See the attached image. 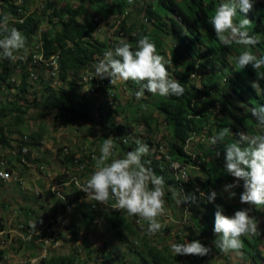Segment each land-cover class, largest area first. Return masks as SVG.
Wrapping results in <instances>:
<instances>
[{"label":"trees","instance_id":"1","mask_svg":"<svg viewBox=\"0 0 264 264\" xmlns=\"http://www.w3.org/2000/svg\"><path fill=\"white\" fill-rule=\"evenodd\" d=\"M24 1L26 2V0ZM78 1L83 2V0ZM13 2L14 0L5 1L4 3L9 4L11 9L16 11L17 6ZM45 2L47 9L53 6L48 22L52 24L50 26L52 30L48 28L42 31L41 39L46 54L57 52L60 54V69L54 78L59 79L61 85L49 92L47 96L40 98L38 102H36V97L32 100V102L39 105L40 118L45 120L48 115H51V121L54 126H62L65 118H70L74 121H84L89 116L87 112L83 109L72 112L70 110L71 103L76 98H79L80 104H83L88 99V95H93L96 98L99 97L102 102L100 110L105 115L100 114L98 124L107 131L108 136L118 139L129 132L127 130L128 127L129 129H136L138 125H144L146 136L143 138V141L149 145V148L154 146L150 149L146 159L151 161V167L154 172L164 177L165 194H168L166 190L168 183L174 185L178 183L172 177L171 162H169L166 156L172 157L179 162L187 163L188 167L186 169L189 175L191 168L197 169L191 166L199 165V169L205 171L204 174L201 177H195L194 180L196 181H193V183L192 180L189 182L193 186H201L206 195L209 190H215L217 196L214 202L209 203L206 201V196L193 195L196 198L195 201L203 203L206 208L205 214L201 216L196 215L195 210H189V213L185 212L186 202H190V200L182 201L181 207L178 209V219L181 220L184 214H186L187 218L183 223V229L177 232L175 236L171 232V228L165 225H162L161 230L154 235L149 236L145 232L139 235L133 227L141 226L142 224H136L137 220L135 216L128 215L127 219L120 215L119 211H115L112 214L118 218L117 220L112 219L114 221L112 227L116 225L121 227V230L117 231V234L121 237L124 236V230L127 232V241L124 242L127 249L133 253V264L135 262L138 264H208L209 260L215 255L222 254L217 252V248L213 245V241L218 238L212 231L215 205H220L225 215H231L235 209L242 208V206H250L241 204L239 201V193L243 191L240 185L235 188L237 196L223 203V197L227 196V194L222 192V185L230 183L235 179L224 169V144L209 145L202 152V148H200L194 154L186 148L187 142L192 138L198 126L203 127L202 129H207V138L220 130L227 129L224 143L238 140L241 134H257L262 130L256 127V122L254 117L251 116L250 109L259 104H264V80L257 81L261 90L258 93L251 87V82L256 80V77L254 71L249 66H246L242 70H234V63L231 62V57L242 50L241 46L236 44L221 45L216 34H205L203 32L209 24L207 22L210 17L209 11L215 9L219 0H139L141 9L145 15L143 22L137 25L127 23L125 18L123 21L117 19L118 25L116 27L118 30L116 35L127 37L124 38V42H128L133 48L141 36H148L155 43L158 52V50H162V37L169 38L171 56L166 67L172 73L171 77L178 80L185 89L183 95L179 97L156 96L153 102L149 99L147 100L145 95L139 100L133 95V102L136 103H132L131 111L124 114V121L118 119L117 101L113 107L114 98L111 102L108 98L106 87L101 84V82H107L105 78L93 82L84 91H81V86L78 85L84 83L82 80L83 75L94 71L93 66L98 59L102 58L104 50L114 48L116 45H112L107 39L95 38L92 29L79 19L80 14L70 4L65 2L62 7L58 4L57 0H47ZM254 4L264 6V0H256ZM44 13L43 11L37 15H27L21 24L18 21H14L17 24L18 30L26 37V42H29L31 45H33L31 38L38 32L39 25L44 19ZM6 14L7 12L0 8V17H6ZM248 17L252 21L249 34L255 35L259 40V43L252 50L258 56L264 55L263 13L252 8L248 13ZM94 19H96L97 25L102 22L97 18ZM10 23L11 21L8 23L9 28ZM113 24L114 22L110 26H113ZM132 31L135 32L133 33ZM162 53H164L163 50ZM30 54L31 51L29 49L26 56L20 59L23 62L25 71L22 77L25 83L29 75L27 62ZM17 61L0 60V87L6 82L8 83V87L12 85V82H8V79L17 66ZM131 86L133 93L139 87L137 84L132 83V81ZM111 87L114 89L116 84L111 85ZM20 90L23 92L27 91L25 87H20ZM148 107L151 108V111H148ZM15 108L16 111H20L21 109L17 106L10 109L0 108V119L1 117H7V114L10 113L9 111H15ZM154 114L157 116H154ZM22 116L24 115L18 113L15 116L16 122H21ZM124 122L128 124V127L123 124ZM5 125L8 126V124ZM51 133L52 131L44 135V128H42L39 132H32V135L29 136L22 134L18 138H10L11 136H15V134L13 135L11 132L6 134L0 124V145L4 146L8 152V155L5 154L0 158V161H6L13 167L12 162H10L11 159L8 157H11L16 164L19 162L22 148L27 147L28 153L26 156H29V163L21 167H28L29 170L36 172L38 165L36 167L32 166L31 156L37 152L38 156L33 161H39V167H42L40 171H42L46 163L41 161L47 160V153L53 154L46 144V137ZM157 134V140L152 141L150 137ZM200 139L204 138L200 137ZM159 143L164 145L160 148L158 146ZM202 143L204 141L201 142L199 140L198 144ZM33 147L35 149L32 150ZM117 147H120L124 151L133 149L131 145L118 144ZM59 150L60 153L56 151L52 158V160L55 159L56 163L50 161L48 158V166L67 162L70 166H66L69 170L64 179H70L74 176L84 183L87 179L86 175L90 174L88 169H92L87 158H81L80 155L70 150L68 146H61ZM64 150H67V152ZM206 150H208V153H204ZM217 152L219 155L216 154ZM203 155H206V158L211 160L210 165L207 166L206 158ZM75 156L78 158L76 162ZM72 186L75 187L73 184ZM73 187L74 194L79 196L81 191H77ZM185 189L187 191L188 184H185ZM192 189L191 191H193ZM36 196L42 200L49 201L52 198H56L54 204L59 205L60 198L58 199L55 195L51 185L44 187ZM81 204H84V202ZM81 204L78 203L76 206L79 207ZM87 204L89 206L90 202ZM94 204L95 207L91 205L92 209H89L87 212L91 218H95L96 212L94 209H97L99 206H96V203ZM61 205L63 206L62 200ZM171 207L173 208V205ZM249 214L257 222L258 234L242 236L243 247L240 251L243 253V256H238L235 252L223 254L220 257L221 259H219L221 261L220 264H260V261L264 262V210L258 209V206H252ZM197 227L201 231L206 227L205 231L211 240L208 246L210 251L204 256L186 254L174 257L170 252L168 243L174 239L179 242L187 230L191 232ZM18 240L21 244L23 243L22 238ZM85 247L88 248L87 257H90L91 253L99 251L92 244ZM77 248V253L71 258L66 256L52 259H55L57 263L60 261L65 264H75L77 262L75 260L79 258V254L81 253H78L79 247L77 246ZM0 253H3V250H0ZM116 264L128 263L126 260L120 258Z\"/></svg>","mask_w":264,"mask_h":264},{"label":"clouds","instance_id":"2","mask_svg":"<svg viewBox=\"0 0 264 264\" xmlns=\"http://www.w3.org/2000/svg\"><path fill=\"white\" fill-rule=\"evenodd\" d=\"M45 1L47 0H40L38 3L35 1V6L40 12L44 11L45 13L38 32L31 38L34 41L35 37L39 36L44 52L45 47L41 39L42 26L44 23L49 22V16L53 10V6L46 8ZM254 2L255 0H219L207 22L212 26L221 45L236 44L241 46L242 50L231 57V62L234 63V70H242L249 66L256 77V80L251 82V87L259 93L261 90L257 81L264 80V55L258 56L252 50L259 43L255 35L249 34L252 22L248 17V13L252 10ZM16 3L17 0L14 2L17 6V10L14 11L15 20L10 19L8 14H6V17H0V60L15 61L18 58L23 59L17 53L26 48V37L16 28H9L8 23L9 21L19 22L18 19H22V22H19L20 24L23 23L24 17L34 14L35 8L26 9L24 0L22 5H17ZM18 8L20 9L19 11ZM238 13L242 18L236 22L235 18ZM31 49L32 45L30 51ZM167 63L168 61L157 53L155 43L148 36H141L136 41L134 48L128 42L121 41L114 48L104 50L102 58L98 59L93 66V76L99 79L108 78L109 81L116 85L117 81H133L139 86L133 93L138 100L144 97L145 92L160 97H179L183 95L185 89L178 80L170 76L166 67ZM38 69L44 70L40 67L33 68L32 71L37 76L35 79L38 78ZM49 76L55 77L50 74ZM35 79L30 80L33 81ZM8 82L11 81L8 79ZM78 85H83L84 90L87 89L85 83ZM113 90L114 96L111 98V102L114 98V107L117 101L115 100L117 95L116 87ZM250 113L254 117L256 127L262 131L257 134H241L238 140L224 143L228 130L223 129L208 137L207 140L210 146L218 143L224 144V169L235 178L232 182L222 185V192L226 193L227 198L231 200L237 196L235 188L240 185L243 191L239 193V201L241 204L250 206L235 209L231 215H225L222 207L215 205L212 231L218 238L213 241V245L223 254L235 252L241 257L243 256L240 251L243 247L241 237L258 234L257 222L249 214L251 207L258 206V209L264 210V104L252 107ZM124 138L127 140H124L123 143L122 140ZM118 144L131 145L133 149L127 151L123 157H118L116 153ZM160 145L163 146L164 144L159 143L158 146ZM153 147L149 148V145L142 141L139 136L132 137L130 132L120 136L118 139H113L109 136L99 145V155H95L92 152L87 154L90 167L94 170L84 183L80 185V190L86 193L91 200L99 203V206L104 205L108 210L113 211L123 210L127 215L135 216V218L140 220L136 224H142L146 221L147 226L144 231L149 236L161 230L162 224L157 218L161 215L164 216L167 208H170L164 199V177L156 174L151 167V161L145 158ZM91 154H94L92 159H90ZM216 154L219 155L218 152ZM171 159L173 158L171 157ZM17 165L19 169H22L19 164ZM173 167H179V165L174 164ZM191 167L198 169L199 165H192ZM9 169L12 172L14 170L13 167H9ZM38 171L42 173L44 170L40 171L38 165ZM15 176L21 180L16 181L23 187L24 182L20 177V172L19 176L17 174ZM177 179L186 180L187 176L181 175ZM189 181V173L187 182L182 183L177 180L176 186L179 189V193L172 192V197L178 204L186 200H195V197L189 196L188 192L181 186L182 184L189 185ZM195 187H200L201 190H204L201 186H193L192 192L194 194L206 196V201L209 203L214 202L217 196L215 190H209L207 195H205L202 192L198 193ZM35 193L38 194L39 192ZM56 196L62 200L61 197ZM189 203V201L186 202L185 206V212L188 213L190 210ZM186 218L187 216L184 214V218L181 221L184 223ZM25 225L35 229V224ZM1 232L4 235V232ZM7 241L10 242L9 239ZM4 246L0 247L3 249ZM169 249L174 257L186 254L204 256L210 251L209 247L202 244L200 240H188L187 238H182L179 242L175 239L169 242ZM80 252L81 250L79 249L78 253ZM8 259L15 260L12 256Z\"/></svg>","mask_w":264,"mask_h":264},{"label":"rangeland","instance_id":"3","mask_svg":"<svg viewBox=\"0 0 264 264\" xmlns=\"http://www.w3.org/2000/svg\"><path fill=\"white\" fill-rule=\"evenodd\" d=\"M5 1H11V0H4V1L0 0V8L4 9V11L7 12L8 17L10 19L15 20L16 16L14 15V9L12 10L9 4H5L4 3ZM35 1L36 3H38L40 0H26L25 3H26V9L35 8L34 15H37L40 13V10L35 6ZM88 1L83 0V2H79L78 0H57L58 4L62 7L63 4L66 2L70 4L74 9H76L80 14L79 19L83 23L88 25L89 28L92 29L95 38L104 39V40L107 39L112 45L117 46L121 41H124V38H127L125 36L122 37L121 35H116L117 34L116 32L118 30L116 27L118 25L117 19H121L123 21V19L125 18V21L127 20L126 21L127 23H132V24L134 23L138 25L141 22H143L145 16L143 14L144 12L141 9V3H139V0H131V2H129V0H88ZM253 9L259 11L260 13H263V19H264V6H259V4H253ZM213 12L214 9H211L209 11L210 16L213 14ZM94 18H97L102 22L97 25L96 19ZM240 18L242 17L238 13L237 17L235 18V21L238 22ZM112 22H114V24L113 26H110ZM10 24H11L10 27H15L18 30L17 24L14 21H11ZM51 25L52 24L48 22L44 23L42 26V30L44 31L48 28L52 30L50 27ZM132 32L134 33L135 31ZM203 32L205 34L206 33L215 34L212 26L209 24L203 30ZM32 41L33 40L31 39V42ZM162 41H163L162 50L164 53H162V50L161 51L158 50L157 53L162 55L166 61H169L171 56V52L169 48L170 45L169 38L162 37ZM30 47L31 44H29V42H26V48L20 51L19 53H17V55L24 58L27 54V51H29ZM16 60H18L17 66L12 71V74L9 76V80L13 79V81H11L12 85L8 87V83L6 82L4 85H2V87H0V108L10 109V108H14V106H17L18 108L20 107L21 109L20 111H16L15 108V111H9L10 113L7 114V117L5 118L1 117L0 124L3 127V130H5V133L7 134L11 132L13 133V135L15 134V136H11L10 138H18L22 134H27L29 136L32 135V132H39L40 130H42V128H44V135H46V133L50 131H52L53 133V135L51 133L48 137H46V144L48 145V148H50L53 151L54 154L56 151L60 153L59 148L61 146H68L70 150L75 152V154L80 155L81 158L84 157V159L88 158L87 154L89 152H92L95 155H99V151H98L99 145L102 144L104 139L109 138L107 131L104 128L100 127L98 124L100 114L105 115L104 112L102 113V110H100V108L102 107V102L100 98L99 97L96 98L93 95H88V99H86V101L83 104H80L79 98H76L71 103L70 110L72 112H76L78 109L85 110L89 115L87 119L84 121L83 120L74 121L71 120L70 118H65L62 126H54L51 121V115H48L45 120H42V118H40L39 116L40 108L38 107L39 105L35 102H32V100L36 97L37 98L36 102H38L40 98L47 96L49 92H51L53 89L58 88L61 85L60 80L50 77L47 71L38 69V78L32 81L29 79V77H27L25 83L22 80L23 73L25 72L23 68V62L19 58ZM169 74L170 76H172L171 72H169ZM132 83L134 82L132 81ZM79 86H81V91H84L83 85H79ZM20 87H25L27 91L23 92L22 90H20ZM116 89H117L116 107L118 109V114H119L118 119L124 121L123 120L124 114L126 112L131 111L132 103L133 104L136 103L133 102L134 100L132 98L133 88L131 86V80L117 81ZM145 96L147 100L149 99L152 102L156 98V96H154L151 93H147L145 94ZM147 109L148 111H151L150 107H148ZM23 110H25V112H23ZM144 110L146 109L144 108ZM18 113L24 115L21 117L22 120L21 122H16L17 119L15 116ZM154 116L157 115L154 114ZM5 124H8V126ZM123 124L128 127V124L126 122H124ZM202 128L203 127L198 126V128L193 133L192 138L188 140L186 145V148L194 154L195 152L199 151L200 148H202L201 149L202 152L203 149L209 146V144L207 143L208 140L207 129H202ZM144 129H145L144 125H138L136 129H129L128 127L127 130L130 132L132 137L139 136L140 139L143 141V138L146 136ZM157 137L158 134L153 135L150 138L152 141H156ZM200 137L204 139H200ZM199 140L201 142L204 141V143L198 144ZM32 141H34V139H32ZM62 143L64 144L61 145ZM3 147L4 146L0 145V158L3 157L5 154L8 155L7 150H5V147L4 148ZM33 149L35 148L33 147L32 150ZM126 152L127 151L122 150L120 147H116V153L118 157H123L126 154ZM204 153H208V150L204 151ZM203 157L206 158L207 156L203 155ZM48 158L50 159V161H52V158L47 157V160ZM206 164L207 166L210 165L211 160L206 158ZM66 166H70V165L67 162L66 163L60 162V164H53V167L52 165L48 166V164H44V171L42 173H40L38 170L36 172H31L29 175L22 173L20 177L23 179V181H26L25 186L28 187V189L26 190L24 189V186L22 187V185H20L15 179H11L9 181H3L0 179V216H1L0 224L2 223L1 228L5 226L4 222L5 224L7 223L10 224L11 229L16 228L18 222H22L24 224H27V222L29 221H32L33 223H37V222L42 223L44 221V218L40 217L42 216L40 214V211H41V207L45 206L46 203L41 198L36 196V193H34V188L35 187L39 188V191H42L44 189V185L46 181L43 177H46L47 173L51 176L55 174L57 176V180L62 182L60 177L64 175L66 176L68 174L69 169ZM93 170L94 169H88L89 173H91ZM26 171H28V167H26ZM204 172L205 171H203V169L191 168L190 180H192V183L193 181H196L194 180L195 177L197 178L201 177L204 174ZM16 174L19 176V171L14 169L13 175ZM88 176L86 175L87 178ZM172 176H174V174H172ZM181 186L185 189V184H182ZM192 188L193 185L190 183L188 185L187 192L189 193V196L193 197L194 193L191 191ZM166 190L168 191V194H165L164 197L165 203L171 209L167 208V211H165V215L164 216L161 215L157 219L162 225H165L167 227L169 226L171 228V232H173L175 236L177 232H180L183 229V221L178 219L179 218L178 209L179 207H181V204H178L172 197V192L175 191L179 193V189L176 185L168 183L166 186ZM224 201H229L227 196L223 197V203ZM55 202H56V198H52L49 201L50 204H54ZM60 202L61 200L59 199L58 202L59 213H61L63 210V206L61 205ZM82 202H84V204H81ZM89 202L90 205L88 206L87 203ZM93 202L94 201L91 200L90 197L86 194L84 199H82L80 203L81 206L79 207L76 206L74 208L75 211L71 213L70 219L64 224V229L68 228L67 233L70 229V232L74 235V237L71 236L69 237L67 236V234L66 235L63 234L62 232L64 231V229H62L61 236H63V238L61 240L60 246L49 251V256L46 262L44 261V263H40V264H65V263H61L60 261L57 263L55 259L52 258L66 257V256L71 258L74 256V254L77 253V249H78L77 246L81 250V253L79 254L80 255L79 258L75 260L77 261L75 264H85V263L86 264H116L117 260H119L120 258L126 260L128 264L134 263L133 253H131L127 249L126 243L124 242L127 241L126 239L127 232L124 230V236L121 237L117 234V231H115V227H118L119 230H121V227L119 225L112 227L114 225V221L112 219L114 220L118 219L114 215H112L114 214L113 212L115 211L108 210L104 205H101L97 209H94L96 212L95 218H91L89 213L87 212L89 209H92L91 204ZM95 203L96 206L100 205L97 202ZM171 205H173V208L171 207ZM189 205H190L189 206L190 210L196 211V215L198 214L201 216L204 215L206 212V208L201 202L190 200ZM119 212L120 215L127 218L128 215L125 213V211L122 210ZM28 213H30L31 215H28ZM38 217L40 218L37 219ZM54 217H59V215L55 214ZM146 226H147V222L144 221L141 226H137L133 228H135V230L138 232L139 235H142L145 232L144 229L146 228ZM73 230L75 233L73 232ZM205 230L206 227H204L203 231H201V229H199L198 227L194 228V230L191 232L187 230L185 232L186 234L183 235V238H187L188 240L198 239L202 244L209 246L211 240L208 237ZM12 236L13 238L11 239L10 242H8L7 239L11 238ZM4 238H6L4 249H8L9 251L16 249L17 252L15 253H18L19 251L23 250L22 244H31L30 242H25V241H23V243L21 244L18 239L22 237L16 235L15 233H10V235L4 234ZM82 239H84L85 243L82 241ZM14 240L16 241V244ZM90 241L92 242L91 244L99 251L93 252L90 254V257H87L86 254L88 248H86L85 246L90 245L89 244ZM217 252L221 253L219 249H217ZM222 255L223 253L219 255H215L213 258L209 260L208 264H220L221 261L219 259H221L220 257ZM136 261L138 262V260ZM135 264L138 263L135 262ZM260 264H264V262L260 261Z\"/></svg>","mask_w":264,"mask_h":264},{"label":"built area","instance_id":"4","mask_svg":"<svg viewBox=\"0 0 264 264\" xmlns=\"http://www.w3.org/2000/svg\"><path fill=\"white\" fill-rule=\"evenodd\" d=\"M23 0H17V5H22ZM43 7V6H42ZM20 9L18 8V11ZM19 22H22V19H18ZM28 68L30 69V79H35L37 76L32 71L33 68H43L44 70L48 71L51 76H56L59 72L60 68V54L57 53H51L50 55H46L44 52V48L42 47L41 40L39 39V36L35 37V40L33 41L31 54L29 56L28 62H27ZM94 75V71L90 72L87 75H83L82 80L83 82L88 86H90L93 82L97 80H101ZM107 80L106 83L101 82V84L106 87L108 98L111 100V98L114 96V90L112 89L111 85H113V82L109 81L108 78H105ZM10 81H13V79H10ZM25 138V136H24ZM124 140L123 139V143ZM162 147L161 145L159 146ZM67 152V150H64ZM21 156L19 159L20 166L27 165L28 157L26 156L28 153V148L23 147L21 151ZM94 154L90 155V159ZM166 158L171 162V169L172 174H174V177L177 179V177L181 175H186V180H179L180 182H187L188 181V173L186 167L188 165L186 163L179 162L178 160H173L171 157L166 156ZM75 162L78 160L77 156H75ZM6 161L0 162V179L3 181H9L11 179H15L19 181L20 179L13 175V172L9 169L8 166H6ZM179 165V167H173V165ZM5 166V167H3ZM39 169H42V167H39ZM44 170V169H43ZM42 170V171H43ZM83 180V179H82ZM21 181V180H20ZM62 181V179H61ZM72 184L75 186L73 187ZM83 184L81 180L77 177H71L70 179L62 181L61 183L54 184L52 186V190L56 195L62 198L63 200V210L61 213L57 214L59 217L51 216V218L47 219L46 221L40 223L35 229L33 227L26 226L24 223H19L16 226V229L13 230V233L16 235H19L22 237L23 241L30 242L35 247V253L32 255H24L19 258V264H40L48 259L49 251L52 249L57 248L60 245V239H61V230L64 229V224L70 219L71 213L74 211V207L77 205L76 202L73 199H66L63 195H61V192L59 191V188L61 186L67 185L70 188H75L77 191L80 190V185ZM195 190L199 193H205L204 190H201L200 187H195ZM73 195V194H72ZM75 195V194H74ZM73 195V196H74ZM86 193L81 191L80 194V200L84 199ZM206 195V194H205ZM203 196V195H202ZM95 202H93L91 205L92 207H95ZM187 210V208H186ZM137 221H140L138 218H136ZM11 232V231H10ZM0 231V246L5 245V238L1 234ZM9 233V232H8ZM9 241H11V238H9ZM37 248V249H36ZM7 264H16V260H10L6 262Z\"/></svg>","mask_w":264,"mask_h":264},{"label":"crops","instance_id":"5","mask_svg":"<svg viewBox=\"0 0 264 264\" xmlns=\"http://www.w3.org/2000/svg\"><path fill=\"white\" fill-rule=\"evenodd\" d=\"M51 150V149H50ZM53 152V151H52ZM36 156H38V153L37 152H35L32 156H31V164H32V166H34V167H36L37 165H39V161H33V159L34 158H36ZM47 156L48 157H50V158H53V156H54V153L53 154H51V153H47ZM8 158H10L11 159V161L10 162H12V166H13V168L14 169H16L17 171H19L20 172V175L22 174V173H24V174H26V175H29L31 172H33V170H29L28 169V171H26V168H22V169H19V166L17 165V164H15V162L13 161V159L11 158V157H8ZM41 162H43V163H46V164H48V162H47V160L46 161H41ZM52 162H55V159L54 160H52ZM52 167H53V165H52ZM40 174V173H39ZM44 179H45V181H46V183H45V185H44V187H47V186H50L51 185V187L54 185V184H58V183H61L60 181H58L57 180V176L55 175V174H53L52 176L51 175H47L46 177H43ZM61 179H62V181L64 182L65 180H67V179H64L65 178V175L64 176H62V177H60ZM32 179H33V177H32ZM24 182V189L26 190V189H28V187H26L25 185H26V181H23ZM30 184H31V182H30ZM59 191L61 192V195H63L66 199H73L75 202H76V204H78V203H81V201L82 200H80V195L79 196H76V195H74V191H73V189L72 188H70V187H68L67 185H64V186H61L60 188H59ZM35 192H41V191H39V188H34V193ZM74 196H73V195ZM43 201L46 203L45 204V206H43V207H41V211H40V214L42 215V216H40V217H43L44 218V221H46L47 219H49V218H51V216H55V214H59V212H58V210H59V208H58V205H56V204H50L49 203V200H45V199H43ZM61 203V202H60ZM99 207V206H98ZM107 209V208H106ZM106 211V210H105ZM28 215H31L30 213H28ZM1 217V216H0ZM40 217H38L37 219H39ZM36 219V220H37ZM43 221V222H44ZM9 222V221H8ZM26 222V221H25ZM10 223V222H9ZM2 224V223H1ZM0 224V225H1ZM27 224H30V225H33V224H35V227H37L38 226V224H39V222H37V223H33L32 221H29V222H27ZM4 225L5 226H3L2 228H1V226H0V231H3L4 232V234H9L10 235V233H13L12 231L15 229V228H13V229H11V227H10V224H5V222H4ZM67 230H68V228H65L64 229V231L62 232L63 234H67V236H71V237H74V235L70 232V229H69V231H68V233H67ZM11 231V232H10ZM62 231V230H61ZM115 231H118L119 232V228L118 227H115ZM8 232H10V233H8ZM73 232H74V230H73ZM75 233V232H74ZM62 238H63V236H61V239H60V243H61V240H62ZM78 239H81V238H78ZM75 241V240H74ZM82 241L85 243V241H84V239H82ZM14 242H15V244H16V241L14 240ZM92 242L90 241L89 242V244H91ZM23 245V250H21V251H19L18 253H15V252H17L16 251V249H13L12 251H9L8 249H2L1 247H0V250H3V253H0V264H7L6 262H8V261H10V259H8L10 256H12V258L13 259H15L16 260V264H19V258L21 257V256H24V255H32V254H34L35 252V247L32 245V244H22ZM60 246V245H59ZM58 246V247H59ZM28 249H27V248ZM16 248V247H15ZM37 249V248H36ZM29 250V251H28ZM16 254V255H15ZM6 258H7V260H6Z\"/></svg>","mask_w":264,"mask_h":264}]
</instances>
